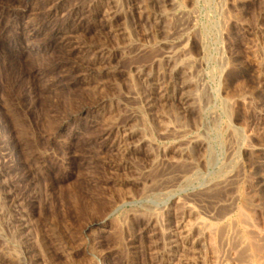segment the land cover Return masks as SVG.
I'll return each instance as SVG.
<instances>
[{
	"label": "rangeland",
	"instance_id": "rangeland-1",
	"mask_svg": "<svg viewBox=\"0 0 264 264\" xmlns=\"http://www.w3.org/2000/svg\"><path fill=\"white\" fill-rule=\"evenodd\" d=\"M116 1L0 0V264H264V0Z\"/></svg>",
	"mask_w": 264,
	"mask_h": 264
},
{
	"label": "bare ground",
	"instance_id": "bare-ground-1",
	"mask_svg": "<svg viewBox=\"0 0 264 264\" xmlns=\"http://www.w3.org/2000/svg\"><path fill=\"white\" fill-rule=\"evenodd\" d=\"M114 2H116V4H117V1L116 0H113ZM162 2H168V3H170V4H172V2H171V0H161ZM159 2V1H158ZM174 2V1H173ZM174 4H176V3H174ZM173 5V4H172ZM179 5V4H178ZM178 5H177V7H178ZM181 5V4H180ZM179 5V6H180ZM174 6V5H173ZM177 7H175V8H177ZM179 8H181V7H179ZM172 9V8H171ZM178 9V8H177ZM179 10V9H178ZM181 11V10H180ZM184 14V13H183ZM190 14V13H189ZM167 16V15H166ZM181 16V15H180ZM218 18V17H217ZM68 21H67V24L65 25V26H63L61 29H59L58 31H57V34L60 36V41L59 42H57V45L56 46H58V47H61V48H66L67 46L68 47H70V46H72L73 44H75L76 43V39H77V35H76V32H77V30H78V28H79V22L74 18V17H72V16H68L67 18H66ZM208 31V30H207ZM201 43V42H200ZM183 44V43H182ZM170 45V44H169ZM174 47V46H173ZM175 47H176V45H175ZM72 48H73V46H72ZM71 48V49H72ZM67 49V48H66ZM70 49V50H71ZM172 49V48H171ZM67 50H69V49H67ZM180 50V49H179ZM181 51V50H180ZM183 51V50H182ZM184 51H185V49H184ZM185 53H186V51H185ZM176 55V54H175ZM186 56V55H185ZM191 56V55H190ZM190 56H188V57H190ZM172 57V56H171ZM171 57L170 56H168V61H170L171 60ZM188 57L186 56V57H184L183 59L185 60V61H188V60H190V59H188ZM222 58V57H221ZM167 60V59H166ZM177 61V60H176ZM171 62V61H170ZM179 62V61H178ZM193 63V62H192ZM191 63V64H192ZM184 64H186V63H184ZM217 64V63H216ZM187 65V64H186ZM189 66V65H188ZM168 68V67H167ZM177 68V67H176ZM176 68H174V69H171L172 71L171 72H175V69ZM183 68V67H182ZM169 71V70H168ZM171 74V73H170ZM195 74V73H194ZM185 75V74H184ZM174 76V75H173ZM172 77V76H171ZM181 78V77H180ZM174 80V79H173ZM181 80V79H180ZM187 80V79H186ZM168 84V83H167ZM172 84H170V86H171ZM173 87V86H172ZM171 87V89H173ZM169 89V88H168ZM171 89H170V91H171ZM174 90V89H173ZM186 92H188V91H186ZM185 92V93H186ZM169 93V92H168ZM200 93V92H199ZM189 94V93H188ZM191 94V93H190ZM204 95V94H203ZM182 96V95H181ZM205 96V95H204ZM198 98V96H196V95H187V97H185V99L183 100L186 104H187V107L191 110V109H196V106H197V98ZM206 98V97H205ZM202 100V99H201ZM198 101H199V98H198ZM209 101V100H208ZM200 103V102H199ZM203 103V102H202ZM205 103V102H204ZM226 104V103H225ZM206 105V104H205ZM200 107V106H199ZM198 107V108H199ZM187 108V109H188ZM209 110V109H208ZM201 111V110H200ZM227 112V111H226ZM209 113V112H208ZM224 113V112H223ZM211 114V113H210ZM212 116V115H211ZM216 122V121H215ZM180 123V122H179ZM204 123V122H203ZM199 124V123H198ZM227 126V125H226ZM231 127V126H230ZM225 128V127H224ZM197 129V128H196ZM228 129H229V127H228ZM136 131V130H135ZM140 131H141V129H140ZM182 131V130H181ZM230 132H232L231 130H230ZM162 133V132H161ZM171 133V132H170ZM235 133V132H234ZM201 135V134H200ZM163 136V135H162ZM199 136V135H198ZM236 136V135H235ZM140 139V138H139ZM201 142V141H200ZM237 146V145H236ZM181 149V148H180ZM185 151V150H184ZM188 158V157H187ZM184 160V159H183ZM204 162V161H203ZM234 163V162H233ZM225 167V166H224ZM182 168V167H181ZM227 168V167H226ZM231 171V170H230ZM235 171V170H234ZM226 174V173H225ZM224 174V175H225ZM222 175H223V172H222ZM224 175L222 176V178L224 179ZM219 176V175H218ZM233 176V175H232ZM225 177H226V179H227V177H228V173L225 175ZM231 177V176H230ZM187 178V177H186ZM190 179V178H189ZM217 179V178H216ZM219 179V178H218ZM217 179V180H218ZM186 180H188V178L186 179ZM220 180H222V179H220ZM152 181V180H151ZM150 181V182H151ZM210 181V180H209ZM216 181V180H215ZM215 181H213V182H215ZM193 182V181H192ZM221 182V181H220ZM220 182H219V184H220ZM226 182V181H225ZM229 182V181H228ZM227 183V182H226ZM184 184V183H183ZM186 184V183H185ZM210 184V183H209ZM208 184V185H209ZM217 184V183H216ZM222 184H223V180H222ZM154 185V184H153ZM224 185H225V183H224ZM223 185V186H224ZM216 186V185H215ZM200 192V191H199ZM202 192V191H201ZM191 206V205H190ZM188 208H190V207H188ZM194 208V207H193ZM194 210V209H193ZM227 210V209H226ZM198 214V213H197ZM238 214V213H237ZM152 215H153V213H152ZM149 216H150V214H149ZM188 216H189V214H188ZM199 217V216H198ZM225 217V216H224ZM238 217V216H237ZM160 218H161V216H160ZM193 218V217H192ZM227 219V218H226ZM233 219H234V217H233ZM197 220V219H196ZM195 220V221H196ZM200 220V219H199ZM198 220V221H199ZM202 220H204V219H202ZM232 220V219H231ZM192 221H194L193 219H192ZM197 221V223H192L191 221V223H184V222H181L180 224H178V225H176L177 226V228H176V232H175V234L174 235H171V237H170V240H169V242H170V244H171V247L172 248H177V247H181V248H185L186 249V247H188L187 245H192V244H194V241H195V239H193L192 238V236H193V233H195V232H198V234H200L199 233V231L201 232V233H203L202 231H203V229H205V233L208 231V232H210V233H213L212 231H209L210 229L209 228H211V227H213L214 225H210V224H206V223H208V221H205V222H202V221H199L198 222ZM219 221V220H218ZM222 221V220H221ZM234 220H232V221H229L228 222V225L227 226H230L231 227V225L232 224H229L230 222L231 223H234L233 222ZM221 223V222H220ZM214 224H217V223H214ZM227 224V223H226ZM236 224V223H235ZM219 225V224H218ZM221 225H222V223H221ZM220 225V226H221ZM225 225V224H224ZM216 226V225H215ZM214 226V227H215ZM223 226V225H222ZM219 226H217V228H218ZM229 228V227H228ZM206 229H207V231H206ZM209 229V230H208ZM212 230H214L215 231V229L214 228H212ZM218 230V229H217ZM216 230V231H217ZM220 230V229H219ZM215 231V232H216ZM221 231V230H220ZM220 233V232H219ZM164 235V234H163ZM200 235H203V234H200ZM213 235H214V233H213ZM197 236V235H196ZM200 237V236H199ZM218 237V236H217ZM243 237V236H242ZM242 237H241V239H242ZM191 238L193 239L192 240V242H191ZM222 238V237H221ZM218 241V240H217ZM242 242L243 241H246L244 238H243V240H241ZM240 241V242H241ZM168 242V241H167ZM241 242V243H242ZM214 243V242H213ZM246 243V242H245ZM240 244V243H239ZM243 244H244V242H243ZM208 245V244H207ZM246 245V244H245ZM204 246V245H203ZM213 246V245H212ZM200 247V246H199ZM216 247V246H215ZM211 249V248H210ZM212 250V249H211ZM245 251V250H244ZM246 252V251H245ZM244 253V252H243ZM217 255V254H216ZM252 258V257H251ZM249 260H251L250 258H249ZM246 262V261H245ZM248 262V261H247ZM250 262H252V260L250 261ZM249 263V262H248ZM253 263V262H252ZM250 264V263H249Z\"/></svg>",
	"mask_w": 264,
	"mask_h": 264
}]
</instances>
